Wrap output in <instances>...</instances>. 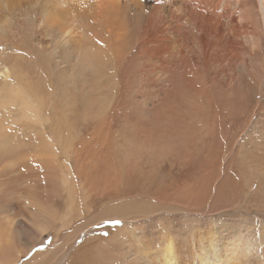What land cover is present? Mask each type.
<instances>
[{"label": "bare ground", "instance_id": "bare-ground-1", "mask_svg": "<svg viewBox=\"0 0 264 264\" xmlns=\"http://www.w3.org/2000/svg\"><path fill=\"white\" fill-rule=\"evenodd\" d=\"M262 36L251 0H0V198L33 177L0 264H264V134L226 137L220 173L214 113L189 141L200 101L241 108L248 67L259 95Z\"/></svg>", "mask_w": 264, "mask_h": 264}, {"label": "rangeland", "instance_id": "rangeland-1", "mask_svg": "<svg viewBox=\"0 0 264 264\" xmlns=\"http://www.w3.org/2000/svg\"><path fill=\"white\" fill-rule=\"evenodd\" d=\"M251 1H252V3H255L256 7L258 8L260 21H261L262 28H263V36L261 39V47L263 50H262V55H259V57L261 58L260 62H261V70L263 71V76L261 77V79H262L261 80V87L258 88V90H256L259 95L255 96V91H252V85H254L256 82L253 81L251 69L248 67L243 72V75H242L241 80L243 83V87H241L238 90L239 93L241 92V95L243 98V102L241 103L240 109L236 108V107L231 108V105H229L226 108L223 107L225 101H227V99L230 98V96H228V93H227L225 96L226 100L224 102H217L219 104V107H217L215 105V109H211L210 112H208V108H207L208 104H206L205 101H202V102L200 101L199 105L202 103L201 108L198 109L199 111L192 118V121L194 120L193 121L194 133L196 132V134L194 135L195 137H193L191 139L189 138V141L194 143V145L191 147L194 149V154L199 155V153L201 154V151H202V153H205L206 150L208 149L209 145H210V144H208L210 141L208 142V139L205 135V130L207 128L211 127V117H208V115L211 116V114L214 113V116H216V118H215V124L216 125H215L214 131L216 132L215 136L218 137V139H219V141H218L219 145L216 148L212 149L213 151H215V153L211 156V161H209L208 166H206V167L216 166L215 169L213 170V173H217V172L220 173L222 170H224V172L230 170V169H228V166L225 164V160L228 159L230 157V155H232V154L235 155V152H232L229 156L227 155V148H228L229 144H227L228 141L226 140V137H228L229 142H230V140L232 139V135H235L236 130L242 128V126L244 127V132L251 135V136H256L258 134L259 135L264 134V106L259 108L258 103L256 101L259 99V97L261 99L260 94H262L263 90H264V22H263L264 21V17H263L264 16V10L261 7L262 0L261 1L260 0H251ZM244 81L247 82L246 85H245ZM232 103H235V101L233 100ZM181 124H184V123L181 122L178 125L181 126ZM227 134H228V136H227ZM177 141H179V140L168 138L165 140V143L173 142V143H175V145H177L178 144ZM206 144H208V145H206ZM221 144H222V146H221ZM225 145H227V147ZM202 148H204V149L202 150ZM219 154L222 157L226 158L224 160L225 168H224V166L221 167V163L216 164L217 163V157ZM262 162H264V159L262 160ZM167 166H168L167 163H163L161 165V167L158 170L157 179L163 180V169H167ZM166 171H168V170H166ZM194 171H195V167L187 168L183 172L181 180L183 178L189 177L191 175V173H193ZM200 174H201V170H200ZM0 177L3 178V176H0ZM32 181H33V177H31V176L15 178V180L13 181V183L11 185L14 192L12 194L3 195L0 198V211H1V208L5 204L12 201L14 199V197L17 195H19L18 200L23 201L24 199H23V197H21L22 195L20 193L23 192L24 195H27L28 192L26 191V189H31L32 184H33ZM27 196H29V195H27ZM252 208L254 210H256V208L254 207V204H253ZM255 215L264 216V213L259 214L256 212V213L250 215L249 218L250 217L253 218V217H255ZM105 223H103L102 226L104 227L107 225L108 228H98L95 231H91V232L89 231L88 233H86L83 236V239L86 238L90 234L101 236V237H107L109 234V233L107 234V230H109L111 232H115L116 230L120 229V227H121L120 224L115 225L113 222H105ZM97 227H99V226H97ZM19 231L21 232V234ZM19 231L17 233L22 236V241L16 240V243L18 245L24 241L25 237H31V234H29V232L25 228H23V229L21 228V229H19ZM49 237H50V234H48V233H45L43 236H41L40 241L37 242V245L35 247H33L28 253H26V254L23 253L22 255L20 254L18 262H23V261L27 260L32 255V253L34 251L41 248V246L43 247V245L46 246L50 240Z\"/></svg>", "mask_w": 264, "mask_h": 264}, {"label": "snow or ice", "instance_id": "snow-or-ice-1", "mask_svg": "<svg viewBox=\"0 0 264 264\" xmlns=\"http://www.w3.org/2000/svg\"><path fill=\"white\" fill-rule=\"evenodd\" d=\"M116 223H120V221H116Z\"/></svg>", "mask_w": 264, "mask_h": 264}]
</instances>
